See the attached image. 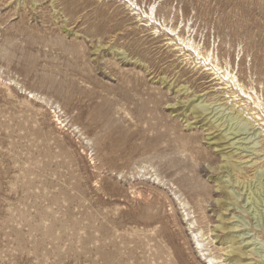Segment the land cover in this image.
<instances>
[{
  "label": "rangeland",
  "instance_id": "1",
  "mask_svg": "<svg viewBox=\"0 0 264 264\" xmlns=\"http://www.w3.org/2000/svg\"><path fill=\"white\" fill-rule=\"evenodd\" d=\"M131 1L135 11L122 0H0V264H231L242 233L257 253L239 263L264 264V188L249 183L254 205L222 211L215 182L239 146L262 150L253 161L264 168L262 106L219 89L202 62L166 45L164 28L140 26L153 12L264 104V0ZM191 100L211 104V120L243 112L250 134L217 147L220 131L194 122Z\"/></svg>",
  "mask_w": 264,
  "mask_h": 264
},
{
  "label": "bare ground",
  "instance_id": "2",
  "mask_svg": "<svg viewBox=\"0 0 264 264\" xmlns=\"http://www.w3.org/2000/svg\"><path fill=\"white\" fill-rule=\"evenodd\" d=\"M122 1L130 4L131 5L130 8L134 4V3L131 4V2H132L131 0H122ZM136 7H137V4L135 3L132 11L133 10L135 11ZM137 10H141V9L139 8ZM107 11H108V8L106 9L105 13H108ZM143 14L145 15L144 17L146 18V20L145 21L140 20V21L144 22V24H141L140 26L148 28V30L151 31V35L159 37L161 29L164 28V30H165L164 35L170 36L167 39L168 43H166V45H168V46H180L179 48H176V49H178L179 51H183L182 56L185 57V60L191 59L193 61L192 63L194 64V67L196 64H201V62H202L203 67H204L203 71L211 70L212 74H215V75H217V77H219V80L222 81V82L218 83V85L221 86L219 89L227 90L230 88L232 91L234 90V92H231L230 94H232L234 96V98L239 97L241 94L240 102L246 101V100L252 101V104L254 105V107L250 108L249 110L252 111L255 109H259L260 106H262V109L264 112V104H261V102L259 101L260 98L257 96V92H255L254 95H256V100H258L259 102L255 101L252 94L248 91L247 87L245 88L243 85H240L239 79H237L236 74L233 75V73L231 71H228V64L227 63H225V67L220 66L218 61L217 62L213 61V54L210 55L209 53L207 54V52L205 54H203L198 49L199 45H196L191 40H185L184 38H182L179 35V33H176V30H177L176 28L172 29L171 27H168L167 25H164L163 23L158 22L156 15L153 12H150V14H149L146 11V12H143ZM134 15H136V13H134ZM113 16H115V15L113 14ZM112 26H114V25H112ZM98 29L104 30L105 28L103 27V29H102V27H101ZM120 34H118V35H120ZM174 36H176L177 41H174V39L172 38ZM193 54H194V56H193ZM117 55L124 56L121 60L128 58V55L126 56L125 52H123V51H122V53H118ZM197 60H199V63L197 62ZM195 61H196V63H195ZM167 79H168V77L163 76V77L159 78V81L161 82V84L166 83V85L171 86L172 84H170V82L172 79L169 80L168 82H167ZM214 79H216V78H214ZM188 89H189L188 87L181 85L177 92L184 91V93H186L188 91ZM250 89L252 91L254 90L252 87ZM237 91L240 92V94H237V96H235ZM195 95H193V96L195 97ZM188 97L189 96L184 97V99H185L184 102L183 101H177L178 103L176 105L169 106V107L173 108V109L175 108V110H177L178 107H175V106L180 105V104H183L185 106V104L190 101L188 99ZM198 98H199V96L197 95V99ZM192 100L194 101V99H192ZM192 100L188 105H186L187 106L186 110L191 109L192 114L194 115L193 118L196 119L194 122L199 123V122H205L206 121V123L204 125L209 124V127L207 128V130L215 129V131H220V133L218 134V137H216V139L213 140L214 142L212 141L213 142L212 144H215L217 147H221V148L223 147L224 149H226V148L229 149V147L234 148V146L239 144L240 140H243V138H239V139L235 140L236 137H239V136L241 137L242 135H247L248 131H251L252 125L247 121V119L245 117H243V112L234 111L231 108L229 110L230 113L224 114L226 109H223V110H220L216 113V114H219L218 117L216 115L217 118H214L213 120H211L213 118V116L215 115L214 114L211 117L210 116L207 117L209 114H211L213 112L212 111L210 113H207V111H209V110L211 111V109H212V108H210L211 104H206L204 102L205 100H201V101L193 104ZM195 101H197V100H195ZM256 114L257 113L254 112L253 114H251V116L256 115ZM247 115H249V114H247ZM257 121L259 122L258 125L264 127V119L260 118ZM217 122H219V123L217 124ZM191 124H193V123H191ZM248 134H250V133H248ZM211 135H212V133H211ZM240 143H241V141H240ZM253 145L255 146L256 144L254 143ZM234 149H236V148H234ZM248 150H249L248 146L247 147H244V146L240 147L239 146L236 149V151L235 150H234V152L230 151L229 154H227V155L225 154L224 156H222L225 161H224V163L221 164V166L217 167L219 170H222V173H226V175L223 177L227 179L226 181H222L223 177H220L219 179H217L215 181L217 183V189L219 190V192H221V195L223 198V200L221 202L222 206H220L221 207L220 209L222 211H229L230 207L237 206L239 199H241L242 203L244 202L243 206L246 205L247 207H250L255 202L264 204V200H260V201L256 200L255 202H253L254 201L253 196H252V195H254L252 192L253 190L250 191V188L248 186V184L251 182H258V184L262 188H264V168L260 167L257 164L258 160L253 161V159L260 158L262 156V155H259V153L262 150H259V149L257 150L255 148L252 149V152H249ZM253 155H256V156L252 158L251 156H253ZM251 172H253V173L249 174ZM155 180L158 181V178L156 177ZM235 187H237L238 189L240 188L238 190L239 193L234 191ZM249 191H250V193H248ZM261 191L262 190H260V193H261ZM261 194H263V193H261ZM257 195H258V193H257ZM221 203H220V205H221ZM253 207H255V206H253ZM256 212H257L256 214L260 215V218L264 220L263 209L262 210L257 209ZM195 224H196V221L190 222V225H195ZM222 225L224 227L223 226L217 227L218 230L220 229L219 231H226L227 229H230V227L226 228L225 224H222ZM238 226L237 227L234 226L233 230L239 229ZM241 231L242 230H237V232H241ZM192 233L194 234V238L196 239V245L201 250V248L206 246V245H204V242H205V240H208V239H204L203 237L207 233L202 234L200 228H197ZM245 235H244V233L237 235V237H236L237 239L238 238H240V239L242 238V239L239 242L234 241L233 244L230 246L231 250L227 252L228 256L231 255V256H229L232 259V260L230 259L232 261L231 264H241L239 262L243 263V261L250 260V259H246V258L242 259L241 257L255 256L254 252H256L257 249H255V251L253 249H249L251 246V243L249 241H245L246 238H243ZM207 244H210V241ZM242 244L244 246H242ZM247 249H249V250H247ZM200 252H203V250H201ZM262 255H263V253H262ZM220 258L221 257L209 255L206 257V260H208V264H221L219 262ZM233 258H238V260L236 259V261L233 262L234 261Z\"/></svg>",
  "mask_w": 264,
  "mask_h": 264
}]
</instances>
